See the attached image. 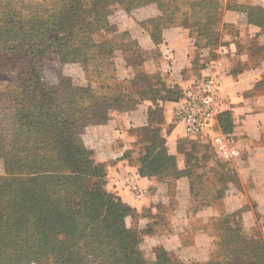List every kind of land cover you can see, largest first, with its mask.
<instances>
[{"label":"trees","instance_id":"16d2710c","mask_svg":"<svg viewBox=\"0 0 264 264\" xmlns=\"http://www.w3.org/2000/svg\"><path fill=\"white\" fill-rule=\"evenodd\" d=\"M179 1L0 0V68L7 76L0 93V264H174L165 252V259L145 258L140 247L145 232L133 223L136 213L106 189V170L93 161L76 127L79 119L105 121L111 113L128 112L136 92L151 98L159 82L154 78L149 85L151 76L139 71L134 96L125 91L124 80L116 79L113 87H105L109 93L102 108H79L74 98L89 99L90 91L78 94L62 77L57 87L47 88L28 56L52 48L62 63H79L88 77L91 66L118 50L115 26L107 20L113 6L129 13L155 5L160 16L148 21L157 35L178 22ZM219 11L216 0L191 1L189 21L205 44L217 40L207 25ZM134 63V69L140 66ZM151 133L153 142L137 160L141 175L177 177L163 141L157 131ZM235 217L241 221L238 213L219 218L216 229L223 232ZM224 232L232 243L225 259L205 264H264V238L245 236L238 228Z\"/></svg>","mask_w":264,"mask_h":264},{"label":"crops","instance_id":"0c3cea01","mask_svg":"<svg viewBox=\"0 0 264 264\" xmlns=\"http://www.w3.org/2000/svg\"><path fill=\"white\" fill-rule=\"evenodd\" d=\"M191 1L179 2L180 20L157 35L140 24L160 16L155 5L131 15L119 12L127 23L116 25V31L128 34L140 54L122 52L117 74L130 80L141 71L155 78L159 83L151 98L156 100L136 92L134 107L114 112L104 127L88 132L85 144L105 163L106 189L136 213L138 228L145 232L140 244L145 255L161 249L182 264H204L213 246L211 227L219 218L238 213L248 229L264 223V0H216L219 15L207 25L216 35L212 45L197 39L188 15ZM133 54L143 55L135 69ZM219 57L215 119L200 138L190 137L174 98ZM151 130L173 159L177 177L143 176L131 160L129 153ZM215 135L231 141L240 157L231 163L215 157L210 147Z\"/></svg>","mask_w":264,"mask_h":264},{"label":"rangeland","instance_id":"374dc122","mask_svg":"<svg viewBox=\"0 0 264 264\" xmlns=\"http://www.w3.org/2000/svg\"><path fill=\"white\" fill-rule=\"evenodd\" d=\"M182 1L184 0H180L179 2H182ZM179 2H178V5H179ZM136 9L138 8L132 9L129 13H126L122 9L117 8V6H113L107 18L108 23L111 26H116L118 24L127 23V17L125 16V14L119 13V12H125L127 15H131ZM182 11H183V8H182ZM180 12H181L180 7L178 6V12L176 15L177 21L180 20V15H179ZM182 15H184V13H182ZM140 24H144L147 27L151 28V26L154 25V22L145 20L141 22ZM114 35H115L116 45H118L117 52L108 61L97 62L95 67L89 66L90 69H89L88 77L85 75L83 68L79 63L77 62L62 63L59 60L56 53L54 52L55 50L52 48H49L47 52L44 54L42 53L39 55L38 54L29 55L28 63L30 62V59H32V63L38 68V72L41 74V79L47 88L57 87L59 84V77H62L64 79L69 80L74 85V87L78 90V94H81L83 91L89 90L90 91L89 99L85 97H79L80 99L74 98L75 107L85 108L88 106H91V107L96 106V107L102 108V104H103L102 98L104 97L105 93L106 94L109 93V90L106 91L105 87L106 86L113 87L116 84V81H115L116 79L119 81L124 80L126 82V84L124 85L125 91L129 94L132 93V96H134L133 92H134L135 86L133 85V79L128 80L126 78L124 79L120 78V75L117 74V62L122 52L140 54L139 52L140 50L137 48L135 44H130L131 39L125 36L123 33H119L116 31ZM1 46H3L2 43H0V47ZM134 57H135L134 60H132L131 62V64L133 65H135L134 62H139V60L137 59L142 60L143 55L138 56V57L134 55ZM154 80H155L154 78L148 77L147 79L148 84L149 85L154 84ZM146 83L147 82H142L143 85H145ZM6 85H7V76L4 70L0 68V93L5 89ZM115 113L120 114L118 112H115ZM113 114L114 113H111L105 121L99 118H95V119L84 118V119H79L76 123L77 134L80 137L83 145L89 151L90 156L92 157L93 161L98 164L103 165L105 170H106L105 163L99 162L94 158L93 150L86 146L85 140H86V135L88 134L89 131L104 127L109 120L114 119ZM143 136L146 137V141H143L140 144H136L135 148H133L131 153H129V156L133 162H137V160L146 153V146L150 145L153 142V139H154L153 133L149 132ZM1 170L2 168L0 167V175H2ZM106 177H107V174H106ZM110 193H112L113 195H116L114 192H110ZM199 195H203V193H199ZM236 219L237 217L229 220V223L227 225H224L222 229H224L225 231V229L228 230V229L238 228L245 236H253L254 234H257V238L258 237L264 238V223H259L258 225H256V227H254L253 229L249 231L248 228L244 226L243 223H241V221H237ZM218 222L219 220L215 221L211 227V232H212V236L214 240H213V246L211 249V254L207 262L222 263L226 256L225 251H227L229 248L232 247V243H230L231 242L230 239H228V237H222L224 234H228V233L224 231L222 232L216 229V227H218L217 226ZM133 223L135 226H138L137 218L134 219ZM160 225L166 226L165 222ZM162 252L164 251H162L161 249H155L154 253H148V256L145 255L144 252L143 254L148 261H155V257L157 255L162 256L161 254ZM165 257L166 256H162V259L163 258L165 259ZM169 257L172 259L174 264H182L175 257H172V256H169Z\"/></svg>","mask_w":264,"mask_h":264},{"label":"built area","instance_id":"2783aa9c","mask_svg":"<svg viewBox=\"0 0 264 264\" xmlns=\"http://www.w3.org/2000/svg\"><path fill=\"white\" fill-rule=\"evenodd\" d=\"M221 69V57L206 63L199 77L183 91L181 99L176 102L177 116L190 137L200 138L204 129L215 119ZM210 147L213 155L225 163L240 157L238 148L223 135L211 137Z\"/></svg>","mask_w":264,"mask_h":264}]
</instances>
